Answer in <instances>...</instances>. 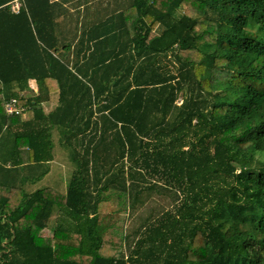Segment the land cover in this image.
Segmentation results:
<instances>
[{"label":"trees","instance_id":"trees-1","mask_svg":"<svg viewBox=\"0 0 264 264\" xmlns=\"http://www.w3.org/2000/svg\"><path fill=\"white\" fill-rule=\"evenodd\" d=\"M11 1L0 264H264V0H126L90 22L66 0ZM54 128L67 190L28 191Z\"/></svg>","mask_w":264,"mask_h":264},{"label":"rangeland","instance_id":"rangeland-1","mask_svg":"<svg viewBox=\"0 0 264 264\" xmlns=\"http://www.w3.org/2000/svg\"><path fill=\"white\" fill-rule=\"evenodd\" d=\"M105 0H99L93 3V5H91L93 8H96L94 11V13H92V11L90 10L88 13L86 12L87 10H85L83 13L81 11V15H84L83 18H81L82 16L79 15L77 12L78 11H72V13L75 16H79L80 19H82V21H85L86 19L92 18L93 20H96L97 18L105 15L107 12L103 10V6H104V2ZM123 4V2H122ZM113 5H116L113 4ZM91 9V8H89ZM184 8H181L180 11H183ZM71 12V10H70ZM106 12V13H105ZM80 13V12H79ZM71 22V21H70ZM34 83V81H33ZM30 93V91H28V94ZM25 95V93H24ZM52 106V108L55 107V104L49 103V106ZM45 108V106H44ZM30 111L27 113V116L25 115V117H29ZM24 117V115H23ZM60 132L58 128H54L53 130V153H54V160L53 163L51 164V172L43 175L42 177H40L38 180H36L35 182H29L26 184V189L28 191H32L34 189L40 188V187H45V186H49L52 188H55L56 190H59L60 192L65 193L67 190V183L69 178L72 175L73 170L75 169V163L72 161L71 157H70V149L65 147L64 145H62L60 143ZM166 196H164L163 198H161V201H166L167 199L165 198ZM160 202H158V204L156 205L155 201H150L149 207L155 208L158 207ZM56 217H57V212L54 214V216L51 218V220L49 221V226L43 230V234L47 235V234H51L52 231L50 229L51 226H54L55 221H56ZM136 217V216H135ZM134 219H129L128 220V224L130 228H133L137 225L138 220L137 218ZM51 225V226H50Z\"/></svg>","mask_w":264,"mask_h":264},{"label":"crops","instance_id":"crops-1","mask_svg":"<svg viewBox=\"0 0 264 264\" xmlns=\"http://www.w3.org/2000/svg\"><path fill=\"white\" fill-rule=\"evenodd\" d=\"M96 1H99V0H66V5H68V7L70 8V10L71 11H82V13L85 11V10H87L86 12L88 13L90 10L92 11V13H94V11L93 10H95L96 8H91V9H87V6H85L86 5V2L87 3H91V2H96ZM124 1H126V0H105L104 2H106V3H104V8H103V10L104 11H106V12H108V11H110V9L111 8H113V4H115V3H120V4H122V2H124ZM92 3V4H93ZM105 12V13H106ZM85 15V14H84ZM82 18H83V16H82ZM87 21H93V19L92 18H90V20H89V18L88 19H86ZM85 20V21H86ZM49 103H51V102H48V103H45L44 104V106H45V110L46 111H50L51 109H52V106L50 105L49 106ZM52 104H54V103H52ZM29 112V109L26 111V113L24 114V118H26L25 117V115L27 116V113ZM30 115V114H29ZM55 159V158H54ZM53 159V160H54ZM53 160H51V161H49L48 163H47V165H48V167H49V171L47 172V173H49V172H51V164L53 163ZM46 173V174H47ZM35 190V189H34Z\"/></svg>","mask_w":264,"mask_h":264},{"label":"built area","instance_id":"built-area-1","mask_svg":"<svg viewBox=\"0 0 264 264\" xmlns=\"http://www.w3.org/2000/svg\"><path fill=\"white\" fill-rule=\"evenodd\" d=\"M54 1H61V0H51ZM23 0H12L9 4L11 7L12 12L19 13L22 7ZM29 84L33 86L34 91H36V87L32 80L29 81ZM29 108L27 106L21 105L18 102L17 97H11L5 102V111L9 115H24Z\"/></svg>","mask_w":264,"mask_h":264}]
</instances>
